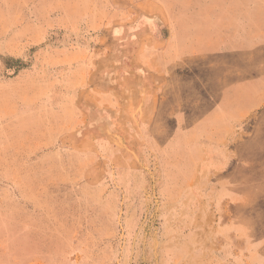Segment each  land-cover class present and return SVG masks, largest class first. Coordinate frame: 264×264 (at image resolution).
<instances>
[{"label":"rangeland","instance_id":"rangeland-1","mask_svg":"<svg viewBox=\"0 0 264 264\" xmlns=\"http://www.w3.org/2000/svg\"><path fill=\"white\" fill-rule=\"evenodd\" d=\"M195 1L0 0V264H264V40L184 96Z\"/></svg>","mask_w":264,"mask_h":264},{"label":"crops","instance_id":"crops-1","mask_svg":"<svg viewBox=\"0 0 264 264\" xmlns=\"http://www.w3.org/2000/svg\"><path fill=\"white\" fill-rule=\"evenodd\" d=\"M260 9L263 11H259ZM175 19L167 30L172 51L180 52L184 66L187 65L193 72V69L202 71L197 72L199 78L193 75L188 78V88L182 87L184 96L195 95L197 89L199 96L205 92L208 93L207 97L213 95L211 89H216L215 78H219L217 73L230 72L233 58L249 56L248 51L253 48V41L264 40V5L257 3L253 6L247 0L195 1L184 6L182 16ZM240 61L242 64L243 61L239 59V63ZM202 74H205V85L200 88L196 85L197 80L202 79ZM224 84L225 82L222 85ZM235 94L222 91L223 102L215 110L218 114L215 119L232 124L246 112L243 104L253 105L254 99L250 93L247 97L241 94L237 99ZM196 100L198 104L201 99ZM243 100L245 102L242 104ZM202 103L198 104L201 105V110H196L194 115L200 111L206 119H211L215 111H209L207 104L208 108H203Z\"/></svg>","mask_w":264,"mask_h":264}]
</instances>
